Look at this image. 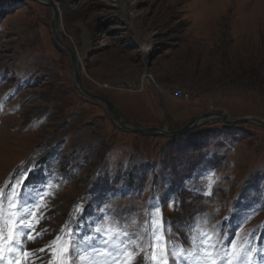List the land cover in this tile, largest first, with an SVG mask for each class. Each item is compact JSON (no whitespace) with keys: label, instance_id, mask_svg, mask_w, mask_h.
I'll list each match as a JSON object with an SVG mask.
<instances>
[{"label":"rangeland","instance_id":"1","mask_svg":"<svg viewBox=\"0 0 264 264\" xmlns=\"http://www.w3.org/2000/svg\"><path fill=\"white\" fill-rule=\"evenodd\" d=\"M50 1L81 85L122 121L264 122V0ZM52 19L46 0H0V264L17 263L14 241L26 264H181L182 240L204 264H226L219 243L264 248V125L124 131L78 90Z\"/></svg>","mask_w":264,"mask_h":264},{"label":"water","instance_id":"2","mask_svg":"<svg viewBox=\"0 0 264 264\" xmlns=\"http://www.w3.org/2000/svg\"><path fill=\"white\" fill-rule=\"evenodd\" d=\"M23 1V0H21ZM32 1H40V0H32ZM48 2V5L53 9V19H52V31H53V34H54V37H55V40L57 41V43L63 48L66 50V52H68V54L70 55V59L72 61V66H73V70L75 72V78H76V82H77V86H78V90L80 91V93L89 98L90 100L92 101H96L98 103H101L105 108H106V111L108 112V114L110 115V117L112 118V120L115 122V124L123 129L124 131H127V132H130V133H137V134H140V135H146V134H157L159 136L163 135V136H178V135H181V134H185V133H188L194 129H196L197 127H200L202 126V124H204V121H212V120H215V119H218L220 118L222 123L224 125H237V124H243V123H255V124H259V125H264V122L258 120V119H243V120H238V121H227L225 119V117L223 115H220V116H214L212 114H206V115H203V116H199V117H196V118H193L189 125H187L186 127L184 128H181V129H178V130H174V131H169L168 130V127L165 126L164 128H145V129H141V128H138V127H133L130 123L128 122H124L122 121V118L120 117V114L119 112L117 111L116 109V106L115 104L107 99L106 97H103V96H100V95H96V94H93L91 93L90 91L86 90L80 83V71H79V63L77 62L76 60V53L74 51V49L66 42V41H62L60 39V37L58 36V20L60 18V12L57 8V6L52 3L50 0H46ZM149 79V77H148ZM161 107V106H160ZM163 111V109H162ZM223 117V118H222ZM201 121L203 123H201ZM198 124V126L194 127L195 124ZM201 123V124H200Z\"/></svg>","mask_w":264,"mask_h":264},{"label":"bare ground","instance_id":"3","mask_svg":"<svg viewBox=\"0 0 264 264\" xmlns=\"http://www.w3.org/2000/svg\"><path fill=\"white\" fill-rule=\"evenodd\" d=\"M58 30V29H57ZM76 57V56H75ZM78 62V61H77ZM117 109V108H116ZM198 126L197 123L195 124L194 127ZM189 133V132H188ZM3 172L1 171L0 169V175L2 174ZM63 201H66L65 203H68L71 201V198L70 197H67L66 199H63ZM54 208L58 211H63V206L60 205V203H55L53 204ZM1 213V212H0ZM28 215V214H27ZM29 230V229H28ZM25 232V231H24ZM157 240V239H156ZM21 241V240H20ZM19 246V245H18ZM165 261H168L166 258H165ZM162 263V260L159 258L158 260L152 262V264H161Z\"/></svg>","mask_w":264,"mask_h":264},{"label":"trees","instance_id":"4","mask_svg":"<svg viewBox=\"0 0 264 264\" xmlns=\"http://www.w3.org/2000/svg\"><path fill=\"white\" fill-rule=\"evenodd\" d=\"M173 159H171V162H174V161H172ZM129 179H130V177H129Z\"/></svg>","mask_w":264,"mask_h":264}]
</instances>
